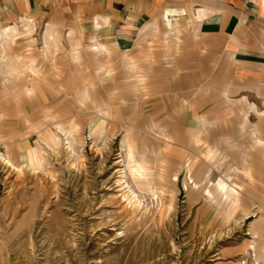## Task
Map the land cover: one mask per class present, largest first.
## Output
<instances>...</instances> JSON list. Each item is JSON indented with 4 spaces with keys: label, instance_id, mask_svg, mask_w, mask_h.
I'll return each mask as SVG.
<instances>
[{
    "label": "rangeland",
    "instance_id": "obj_1",
    "mask_svg": "<svg viewBox=\"0 0 264 264\" xmlns=\"http://www.w3.org/2000/svg\"><path fill=\"white\" fill-rule=\"evenodd\" d=\"M50 19L0 20V264H264L263 46Z\"/></svg>",
    "mask_w": 264,
    "mask_h": 264
},
{
    "label": "crops",
    "instance_id": "obj_2",
    "mask_svg": "<svg viewBox=\"0 0 264 264\" xmlns=\"http://www.w3.org/2000/svg\"><path fill=\"white\" fill-rule=\"evenodd\" d=\"M22 17L112 30L124 49L150 25L194 19L215 32L207 38L232 41L233 47L252 44L254 50L243 54L254 56L264 48V0H0V20Z\"/></svg>",
    "mask_w": 264,
    "mask_h": 264
},
{
    "label": "bare ground",
    "instance_id": "obj_3",
    "mask_svg": "<svg viewBox=\"0 0 264 264\" xmlns=\"http://www.w3.org/2000/svg\"><path fill=\"white\" fill-rule=\"evenodd\" d=\"M1 159L4 160V158H3L2 156H1ZM7 163H9V161H7ZM9 165H10V163H9ZM123 198H124V200L127 201V203H128L129 205H131V206H133V207H137V200H134V197L131 196L129 193H125V194H123Z\"/></svg>",
    "mask_w": 264,
    "mask_h": 264
}]
</instances>
